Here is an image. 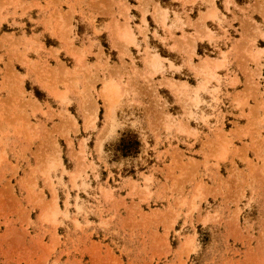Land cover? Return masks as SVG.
Instances as JSON below:
<instances>
[{
	"label": "rangeland",
	"instance_id": "374dc122",
	"mask_svg": "<svg viewBox=\"0 0 264 264\" xmlns=\"http://www.w3.org/2000/svg\"><path fill=\"white\" fill-rule=\"evenodd\" d=\"M0 264H264V0H0Z\"/></svg>",
	"mask_w": 264,
	"mask_h": 264
},
{
	"label": "bare ground",
	"instance_id": "6f19581e",
	"mask_svg": "<svg viewBox=\"0 0 264 264\" xmlns=\"http://www.w3.org/2000/svg\"><path fill=\"white\" fill-rule=\"evenodd\" d=\"M96 3V2H95ZM105 5V4H104ZM99 14V13H98ZM207 14V13H206ZM68 22V21H67ZM113 31V30H112ZM123 31V30H122ZM123 33H124V31H123ZM127 33V32H126ZM125 35H127V34H125ZM123 36V35H122ZM60 38V37H59ZM112 38V37H111ZM106 61V60H105ZM59 69V68H58ZM61 70V69H60ZM204 70V69H203ZM202 71V70H201ZM62 72V71H61ZM90 73V72H89ZM201 73V72H200ZM84 75V74H83ZM168 85V84H167Z\"/></svg>",
	"mask_w": 264,
	"mask_h": 264
}]
</instances>
